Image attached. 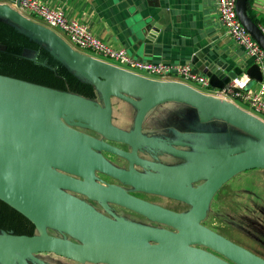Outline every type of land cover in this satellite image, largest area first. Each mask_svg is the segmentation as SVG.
Returning a JSON list of instances; mask_svg holds the SVG:
<instances>
[{
    "label": "water",
    "instance_id": "95a60500",
    "mask_svg": "<svg viewBox=\"0 0 264 264\" xmlns=\"http://www.w3.org/2000/svg\"><path fill=\"white\" fill-rule=\"evenodd\" d=\"M248 4L249 0H237L238 17L264 49V29L249 13ZM0 20L44 44L81 81L92 85L97 95L96 99L0 74V199L36 227L33 234L0 229V264H55L42 253L80 264H264L263 257L203 224L213 197L226 182L242 171L264 169V118L217 94L243 71L262 81L263 70L257 62L228 68V63L197 52L192 62L208 77L216 90L213 93L182 80L147 76L83 52L54 28L31 18L12 3L0 1ZM167 24L166 19L148 17L142 24L144 40H152ZM28 50L31 52L24 56L36 60V52ZM113 98L126 100L137 109L131 130L114 124ZM166 102L195 107L198 114L190 110L189 120L218 119L220 123L211 130L197 132L210 134L216 129L229 141L220 147H201L189 138V149H183L144 134L147 114ZM74 126L91 128L128 144L132 151L103 142ZM191 126L189 123V132ZM139 149L163 150L189 161L176 166L159 165L141 158ZM97 150L124 157L130 161V169L113 165ZM135 162L146 163L149 172L136 169ZM97 170L140 191L187 202L191 208L172 210L118 185L103 184ZM197 182L200 183L194 185ZM76 193L105 205H123L171 229L113 218ZM198 244L213 248L230 261Z\"/></svg>",
    "mask_w": 264,
    "mask_h": 264
},
{
    "label": "crops",
    "instance_id": "0c3cea01",
    "mask_svg": "<svg viewBox=\"0 0 264 264\" xmlns=\"http://www.w3.org/2000/svg\"><path fill=\"white\" fill-rule=\"evenodd\" d=\"M39 1L62 9L71 19L85 22L92 33L107 45L126 49L131 56L140 60L164 61L178 66L186 62L193 64V56L203 52L208 59L228 63V68L244 63L248 67L255 63V59L223 25L218 0ZM248 11L264 29V0H249ZM150 16H154L156 21L166 19L168 24L146 42L142 36V24ZM194 70L202 73L195 65ZM245 73L243 71L242 74ZM261 83L252 79L245 92L258 95L264 101V93H260ZM205 87L207 92H216L211 86ZM235 99L253 109L246 96ZM256 112L264 118L263 112Z\"/></svg>",
    "mask_w": 264,
    "mask_h": 264
},
{
    "label": "flooded vegetation",
    "instance_id": "af4514ba",
    "mask_svg": "<svg viewBox=\"0 0 264 264\" xmlns=\"http://www.w3.org/2000/svg\"><path fill=\"white\" fill-rule=\"evenodd\" d=\"M96 96L97 95L94 94L91 97H95L97 99ZM174 108L175 107H170L167 105L164 107V105L162 104L155 107L152 111H150V113L147 114V117L144 121L143 133L163 139L164 141L169 142L179 148L189 149V144H190L189 118L191 117L189 115V110L186 113H181V112H177ZM114 124L116 123L114 122ZM133 127H134V122L132 126H129L128 128H124V129L131 130ZM74 128L83 133L98 138L103 142L110 143L124 150L132 151L131 146H129L128 144L107 138L91 128H87L83 126H74ZM176 143L179 144L176 145ZM97 151L103 154L113 165L125 170L130 169L131 163L129 160L125 159L124 157L107 150H97ZM138 155L143 159L157 162L156 164L166 165V166H176L189 161L188 159L180 158L172 153L163 150L139 149ZM133 166L142 172L145 173L149 172V170L146 169L147 167L146 163L142 164L135 162ZM151 172L155 174L160 173L159 171H155V170H151ZM96 175L98 176L99 182L107 185L108 184L118 185L124 188L125 190L129 191L131 194L139 198L145 199L147 201H150L154 204H158L163 207L180 212L187 211L191 208V205L187 202L161 194L140 191L137 188H134L133 186L120 181L118 178L103 173L99 170L96 171ZM230 180L226 182L213 197L211 201V208L206 218L203 220V224H205L212 230L216 231L217 233L225 236L229 240L245 247L246 249L264 258V228L260 225L261 221L257 218L259 203L254 202L264 197V194L260 193L261 195H258L253 189L248 188L245 183L242 182L230 183ZM200 182H197L194 185H197ZM231 184H233L232 188L230 187ZM76 195L87 200L88 202L93 204L99 211L113 218L119 216L128 219L127 218L128 216H126L125 211L130 210L142 218V219H137L139 221H135V222L145 223L152 226L167 227L171 229L170 226L166 224L162 225L158 222L152 221L148 219L146 216L138 212H135L129 208H126L123 205L114 202H109L105 205L104 203H101L97 200L96 201L91 200L82 194L76 193ZM245 198H249L254 201L249 203H243L242 200ZM217 199L220 204L218 210L213 207ZM165 202L169 204L166 205ZM247 207L250 210V215L249 216L242 215V213L239 210L241 208L247 209ZM212 218H216L214 219L215 222H208L211 221ZM246 226H249V229H246ZM258 236L261 239H257L256 237ZM197 246H200L230 261V259H228L225 255L214 250L211 247L205 245H199V244ZM230 262L235 264L232 261Z\"/></svg>",
    "mask_w": 264,
    "mask_h": 264
},
{
    "label": "built area",
    "instance_id": "2783aa9c",
    "mask_svg": "<svg viewBox=\"0 0 264 264\" xmlns=\"http://www.w3.org/2000/svg\"><path fill=\"white\" fill-rule=\"evenodd\" d=\"M11 1L12 2L9 3L19 6L20 10H22V12L26 15H35L40 17L48 23V26L61 29L77 45L83 48H90L105 57L114 59L122 64L129 65L148 73H142L144 75L151 77H154L152 75H157L158 77L154 78L160 79H178L182 81L189 80L203 86H210L208 77L202 73H197L194 70V65L190 62L174 66L167 64L164 61H146L137 59L131 56L126 49H115L107 45L103 40L96 37L92 33L89 26L85 22L69 18L62 9L52 8L44 3H41L39 0ZM236 3L237 0H218L220 19L232 38L238 44L242 45L246 52L255 59V62L261 66L263 70V80L261 83L260 93H264V49L241 23L237 14ZM178 76L182 77L184 80ZM251 80L252 78L246 73L241 74L234 78L225 89L217 91V94L233 100L241 96H246L251 102L255 112L259 111L264 113V101H261L258 95L252 96L245 92Z\"/></svg>",
    "mask_w": 264,
    "mask_h": 264
},
{
    "label": "trees",
    "instance_id": "16d2710c",
    "mask_svg": "<svg viewBox=\"0 0 264 264\" xmlns=\"http://www.w3.org/2000/svg\"><path fill=\"white\" fill-rule=\"evenodd\" d=\"M0 44L7 46L6 51H0V74L59 89L72 90L84 95L95 94L92 85L81 81L49 50L39 51L38 46H45L44 44L29 39L4 20H0ZM28 49L38 53L39 62L31 61L29 59L32 58L27 56L25 57L28 60L20 56L21 54L24 56ZM0 227L16 234H33L35 224L20 211L0 199Z\"/></svg>",
    "mask_w": 264,
    "mask_h": 264
},
{
    "label": "rangeland",
    "instance_id": "374dc122",
    "mask_svg": "<svg viewBox=\"0 0 264 264\" xmlns=\"http://www.w3.org/2000/svg\"><path fill=\"white\" fill-rule=\"evenodd\" d=\"M0 1L1 2H6V1L12 2L11 0H0ZM30 16L33 19L48 25V23L46 21H44L42 18L37 17L35 15H30ZM53 28L56 31H58L59 33H61V35H63V37H65L67 39V41H69L74 47H76L77 49H79V50H81L83 52H86L88 54L101 57L103 59H106L107 61H110V62L114 63V64L129 68V69H133V70L139 71V72L144 73V74H148L147 72H145L143 70H140V69H137V68H133V67H131L129 65L122 64V63H120V62H118V61H116L114 59L105 57V56L95 52L94 50H92L90 48H83V47L77 45L76 43H74L64 31H62L61 29H59L57 27H53ZM24 35H26V34H24ZM28 48H30V47H28ZM6 49H7V46H5V45L3 46V45L0 44V51H6ZM38 49H39V51L40 50H46V51L48 50L44 46H38ZM28 52H31V51L27 50L26 53H28ZM15 54L16 53H14V55ZM36 54H37L36 60H34V59H29V60L34 61V62H39L38 53L36 52ZM20 56L22 58H24V59H27L22 54ZM152 76L158 77L157 75H152ZM179 78L183 79L182 77H179ZM185 81H187L188 83H191V84H193V85H195V86H197V87H199V88H201L203 90H207V87H205V86H203L201 84H198V83H195V82L189 81V80H185ZM113 99H114V103H115L114 107H113V120L116 123V125H118L121 128H128L129 126H132L133 122H135V117L137 115V109L134 106H132L129 102H127L126 100H123V99H120V98H113ZM116 100H117V102H116ZM234 100L239 105H242L243 107L247 108L248 110H251V111L255 112L249 105H246V104L240 102L237 99H234ZM163 105H164V107L166 105L170 106V107H175L174 109L177 112L186 113L188 110L189 111L193 110L192 112L194 114H198L197 113V109L195 107H192L191 105H187L185 103H181V102H166ZM255 113H257V112H255ZM189 123L192 124V126H191L192 132H189V138L191 139V143H193V144H196V145L201 146V147H220L222 145H226V143L229 141L227 136L223 137L222 133H218V132L215 131L216 129L211 131L210 134L209 133H204L203 131L197 132L200 129L206 130V131L211 130L212 126L215 123H220V121H218V119H216V121H213V122H210V121L202 122V121H200L198 119H190ZM192 148H193V146H192ZM232 182L233 183L234 182L235 183L236 182L237 183H240V182L245 183L247 185V187L253 189L256 192V194H258V195L264 194V169L263 168H253V169H248V170L242 171V172H240L239 174H237L236 176H234L230 180V183H232ZM232 185L233 184H231V186H230L231 188H232ZM218 199L215 201L216 203L213 206L217 210H218V207H220ZM252 201H254V200L249 199V198H245V199L242 200L243 203H249V202H252ZM254 202L259 203V210L257 212V218L261 221L260 225L264 228V197H262L258 201H254ZM165 204L167 205L169 203L165 202ZM239 211L242 213V215H245V216H249L250 215V210H249L248 207H247V209L246 208H241ZM125 212H126L125 213L126 216H128L127 218L129 220H131V221H139L137 219H142L136 213H134V212H132L130 210L129 211H125ZM214 219H216V218H212V220L208 221V222H215ZM20 226L24 227L23 225H20ZM0 229H4V228L0 227ZM246 229H249V226H246ZM34 232H36V227L34 228ZM256 238L257 239H261L259 236L256 237ZM42 256L45 259H47L49 261H52L55 264H80V262H77L75 260H71V259H68V258H65V257H62V256L51 254V253H42Z\"/></svg>",
    "mask_w": 264,
    "mask_h": 264
}]
</instances>
